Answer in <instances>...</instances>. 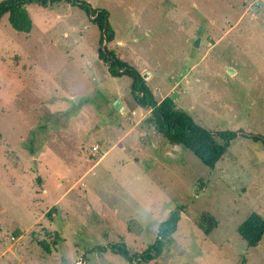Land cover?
I'll return each instance as SVG.
<instances>
[{
    "label": "rangeland",
    "instance_id": "obj_1",
    "mask_svg": "<svg viewBox=\"0 0 264 264\" xmlns=\"http://www.w3.org/2000/svg\"><path fill=\"white\" fill-rule=\"evenodd\" d=\"M82 1L108 11L103 47L147 75L155 100L264 137V0ZM26 9L30 31L0 19V264H139L99 249L142 252L177 208L161 256L141 264H264V236L250 247L237 231L264 217V142L240 137L208 167L110 74L85 10Z\"/></svg>",
    "mask_w": 264,
    "mask_h": 264
},
{
    "label": "trees",
    "instance_id": "obj_2",
    "mask_svg": "<svg viewBox=\"0 0 264 264\" xmlns=\"http://www.w3.org/2000/svg\"><path fill=\"white\" fill-rule=\"evenodd\" d=\"M65 1L86 11L91 22L99 27L98 57L109 65V72L114 77L127 76L131 79V92L139 104L151 108V120L155 128L163 133L171 142L183 145L191 150L205 165L214 168L226 154L232 143L240 138H251L254 141H263L264 137L258 134H248L241 130L213 131L196 123L188 112L177 108L173 97L167 96L161 101L155 100L149 86L139 71L127 62L117 57L114 49L104 46L105 40L111 42L114 32L108 22L106 9L93 8L88 2L82 0H2L0 1V19L8 14L12 27L18 31H30L32 21L26 9L27 5L38 4L51 6L54 3ZM106 22V23H105ZM2 134L0 133V140ZM181 219L179 208L170 212L157 228V237L142 252H132L124 242L102 247L99 250H110L118 254L130 263H149L159 258L167 241L178 228ZM201 227L209 234L217 226V220L212 216L202 218ZM239 235L248 246H256L264 236V217L258 212H252L240 223L237 228ZM45 249L48 247L40 243Z\"/></svg>",
    "mask_w": 264,
    "mask_h": 264
},
{
    "label": "water",
    "instance_id": "obj_3",
    "mask_svg": "<svg viewBox=\"0 0 264 264\" xmlns=\"http://www.w3.org/2000/svg\"><path fill=\"white\" fill-rule=\"evenodd\" d=\"M105 23H106V22H105ZM106 42H107V41L105 40V43H106ZM195 46H198V41L195 43ZM232 72H233V71L230 70V73H232ZM143 77L146 78L147 75H144ZM114 105L116 106L117 109L121 110L120 105H118V100H115Z\"/></svg>",
    "mask_w": 264,
    "mask_h": 264
},
{
    "label": "built area",
    "instance_id": "obj_4",
    "mask_svg": "<svg viewBox=\"0 0 264 264\" xmlns=\"http://www.w3.org/2000/svg\"><path fill=\"white\" fill-rule=\"evenodd\" d=\"M93 149H94V150H98V147H97V146H94Z\"/></svg>",
    "mask_w": 264,
    "mask_h": 264
}]
</instances>
